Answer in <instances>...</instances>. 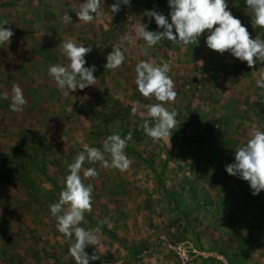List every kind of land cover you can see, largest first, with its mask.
I'll return each mask as SVG.
<instances>
[{
    "label": "rangeland",
    "instance_id": "1",
    "mask_svg": "<svg viewBox=\"0 0 264 264\" xmlns=\"http://www.w3.org/2000/svg\"><path fill=\"white\" fill-rule=\"evenodd\" d=\"M83 2L0 0L4 18L41 10V18H31L43 23L41 29L51 26L49 14L61 16L59 26L52 22L61 44L71 39L91 47L85 66H96L95 85L65 96L46 63L28 56L13 61L11 55L0 63V93L8 94L0 99V264H76L69 252L75 237L57 230L50 207L84 144L103 150L107 137L129 133L133 151H124L132 164L126 171L87 160L83 169L95 168L99 175L84 178L81 171L94 191L92 210L80 226L100 230L99 243L85 249L97 258L90 264H264V191L252 195L248 181L225 170L253 130H264V88L256 83L264 62L254 68L230 52L209 49L208 30L186 46L162 39L148 47L137 28L142 23L163 31L145 14L155 10L170 21L168 0H130L118 13L111 11L116 0H104L102 15L91 23L76 15ZM227 4L251 38L264 40V28L252 25L245 0ZM44 31L39 34L47 43ZM40 39L33 36L34 43ZM115 46L125 63L106 69ZM63 59L54 65H67ZM141 61L171 65L177 96L165 107L176 111L177 124L167 139L154 140L142 127L149 119L146 106L160 102L137 89ZM15 85L27 100L22 111L11 108ZM105 158L110 165V154Z\"/></svg>",
    "mask_w": 264,
    "mask_h": 264
},
{
    "label": "clouds",
    "instance_id": "2",
    "mask_svg": "<svg viewBox=\"0 0 264 264\" xmlns=\"http://www.w3.org/2000/svg\"><path fill=\"white\" fill-rule=\"evenodd\" d=\"M104 0H85L80 4L76 15L79 21L91 23L102 15ZM128 5L130 0H116L111 5L112 13L120 11V5ZM247 8L253 13L252 25L264 28V0H245ZM170 8L169 16L151 10L145 14L149 17L148 23L154 18L155 23L163 31H150L148 24H142L137 28L139 36L146 41L148 47H153L162 39H168L182 46L189 45L208 30L206 45L209 49L221 54L230 52L240 61H246L252 67L257 61L264 62V40L251 38L246 25L234 17L228 8L227 0H168ZM104 9V8H103ZM75 10V9H73ZM94 14V15H93ZM66 22L72 18L64 13ZM7 23L5 22L4 25ZM0 26V45L10 43L14 35L10 28ZM175 30V31H173ZM124 39H129L125 37ZM63 54L68 58L67 65H51L48 74L54 79L57 87L68 96L78 88L83 90L96 84L94 72L96 66L86 67V54L92 51L91 47L77 44L69 39L62 42ZM106 69H115L125 63L126 55L119 46L106 57ZM137 89L144 97L154 96L160 103L147 105V117L143 122L145 133L154 140L167 139L172 136L177 124L176 111H169L165 107L168 102L176 99L175 84L169 76L171 65L163 62L157 66L153 62L141 61L136 65ZM257 86L264 88V76L257 80ZM11 108L13 111H22L26 105L23 89L19 85L13 87ZM0 99H8L7 93H0ZM137 108H133V112ZM132 139L131 133L125 137L113 134L107 137L103 150L84 144L83 151L68 165V174L64 179V187L60 193L59 201L52 204L50 212L55 217L57 230L68 239L75 237L69 252L76 260V264H90V259L85 251L89 245H97L99 238L96 233L100 230H88L80 226L85 220V212L91 211L93 206V186L86 184L81 176L85 161H100L104 167L111 166L121 172L126 171L132 161L125 153L128 141ZM105 153L110 154L111 161L105 158ZM228 174L249 182L252 195H259L264 191V130L254 129L251 138L235 150V160L225 166ZM99 173L95 168L83 169V177H97ZM67 205V208H65ZM107 223V221H104ZM227 264V260L224 261Z\"/></svg>",
    "mask_w": 264,
    "mask_h": 264
},
{
    "label": "crops",
    "instance_id": "3",
    "mask_svg": "<svg viewBox=\"0 0 264 264\" xmlns=\"http://www.w3.org/2000/svg\"><path fill=\"white\" fill-rule=\"evenodd\" d=\"M23 10L21 11V13H13L10 17L7 18L2 17V15L0 16V26H3L6 22L7 24L4 25V27L10 28L14 33V35L12 36L13 40H10L9 44L6 42L0 45V63L3 65L5 61H8V55H11V59H13V61L20 60L23 62L32 60L31 58L38 59L39 63H46L47 65H49V67L54 64L65 62V60L63 59L64 54L62 51V44L60 41L61 32L58 27L60 25L59 22L63 20V18L59 15L55 17V14L53 13L49 14V19L50 17H53V19L49 21L51 23V26L45 29H41L40 27H42L43 23L40 22L39 24H36V22H33L31 19L33 18V15H43L41 14V10L36 11L35 14H32L30 10ZM52 22H56L58 26L53 25ZM43 31L48 32L47 43H44L42 41V36L41 34H39ZM33 36L41 38V41H35L36 43H34ZM25 56H28L29 59L27 60V57L25 58ZM120 79H122V76L120 77ZM124 82H127L126 79Z\"/></svg>",
    "mask_w": 264,
    "mask_h": 264
},
{
    "label": "trees",
    "instance_id": "4",
    "mask_svg": "<svg viewBox=\"0 0 264 264\" xmlns=\"http://www.w3.org/2000/svg\"><path fill=\"white\" fill-rule=\"evenodd\" d=\"M256 67L257 66L255 65L254 68H256ZM126 150L129 151V152H132L133 151V148L130 147V145H127Z\"/></svg>",
    "mask_w": 264,
    "mask_h": 264
}]
</instances>
